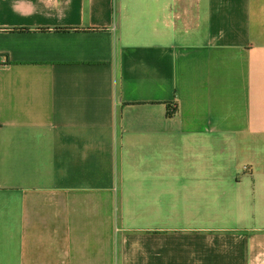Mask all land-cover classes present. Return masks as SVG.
<instances>
[{"label": "crops", "instance_id": "obj_1", "mask_svg": "<svg viewBox=\"0 0 264 264\" xmlns=\"http://www.w3.org/2000/svg\"><path fill=\"white\" fill-rule=\"evenodd\" d=\"M0 264H264V0H0Z\"/></svg>", "mask_w": 264, "mask_h": 264}, {"label": "trees", "instance_id": "obj_2", "mask_svg": "<svg viewBox=\"0 0 264 264\" xmlns=\"http://www.w3.org/2000/svg\"><path fill=\"white\" fill-rule=\"evenodd\" d=\"M172 107H170V112H172V109H171Z\"/></svg>", "mask_w": 264, "mask_h": 264}]
</instances>
